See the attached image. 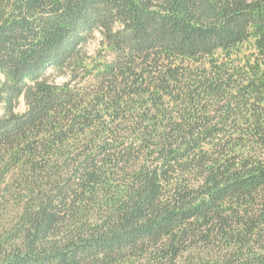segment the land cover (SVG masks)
Instances as JSON below:
<instances>
[{
  "label": "trees",
  "instance_id": "obj_1",
  "mask_svg": "<svg viewBox=\"0 0 264 264\" xmlns=\"http://www.w3.org/2000/svg\"><path fill=\"white\" fill-rule=\"evenodd\" d=\"M0 73V264H264V0H0Z\"/></svg>",
  "mask_w": 264,
  "mask_h": 264
},
{
  "label": "rangeland",
  "instance_id": "obj_2",
  "mask_svg": "<svg viewBox=\"0 0 264 264\" xmlns=\"http://www.w3.org/2000/svg\"><path fill=\"white\" fill-rule=\"evenodd\" d=\"M101 41H102L101 35L99 33L94 34L92 39L89 41V43L85 47L86 52L89 53L90 55L95 54L100 48ZM4 80H5L4 76L0 73V84L4 82ZM63 81L64 79L62 78H59L57 80V82H60V83ZM25 110H26L25 100L24 98H21L16 111L18 113H23L25 112Z\"/></svg>",
  "mask_w": 264,
  "mask_h": 264
}]
</instances>
